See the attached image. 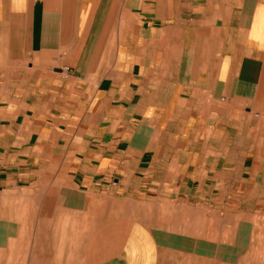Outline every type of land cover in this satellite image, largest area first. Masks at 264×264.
Segmentation results:
<instances>
[{
	"label": "crops",
	"instance_id": "0c3cea01",
	"mask_svg": "<svg viewBox=\"0 0 264 264\" xmlns=\"http://www.w3.org/2000/svg\"><path fill=\"white\" fill-rule=\"evenodd\" d=\"M12 185L146 207L260 192L264 0H0V189ZM145 219L122 264H155Z\"/></svg>",
	"mask_w": 264,
	"mask_h": 264
},
{
	"label": "rangeland",
	"instance_id": "374dc122",
	"mask_svg": "<svg viewBox=\"0 0 264 264\" xmlns=\"http://www.w3.org/2000/svg\"><path fill=\"white\" fill-rule=\"evenodd\" d=\"M47 189H0V264H122L138 214L153 233L155 264H264V188L234 186L211 208L191 200L146 207L107 195L92 202Z\"/></svg>",
	"mask_w": 264,
	"mask_h": 264
}]
</instances>
